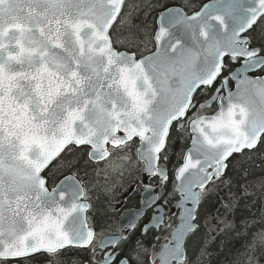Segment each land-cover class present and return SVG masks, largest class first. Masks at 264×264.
Instances as JSON below:
<instances>
[{
  "label": "snow or ice",
  "instance_id": "1",
  "mask_svg": "<svg viewBox=\"0 0 264 264\" xmlns=\"http://www.w3.org/2000/svg\"><path fill=\"white\" fill-rule=\"evenodd\" d=\"M228 232L264 264V0H0V264H202Z\"/></svg>",
  "mask_w": 264,
  "mask_h": 264
},
{
  "label": "trees",
  "instance_id": "2",
  "mask_svg": "<svg viewBox=\"0 0 264 264\" xmlns=\"http://www.w3.org/2000/svg\"><path fill=\"white\" fill-rule=\"evenodd\" d=\"M179 146H177L178 148ZM176 159V157H173ZM216 199V197H213ZM256 210L253 209V212ZM249 220H255L256 226L252 229L253 233L261 230V218L257 213L255 216H249ZM251 234L248 240H239L235 236V233L228 232L227 234H219L216 236L215 242L209 248L210 256L202 258V264H231V261L235 259L237 252H243V245L251 241ZM221 245L223 248L221 249ZM77 255V254H76Z\"/></svg>",
  "mask_w": 264,
  "mask_h": 264
},
{
  "label": "flooded vegetation",
  "instance_id": "3",
  "mask_svg": "<svg viewBox=\"0 0 264 264\" xmlns=\"http://www.w3.org/2000/svg\"><path fill=\"white\" fill-rule=\"evenodd\" d=\"M175 161V159H173ZM128 186L127 180H125L122 187H120L119 191L123 190V187ZM119 191L117 192V195H119ZM125 203L117 205L119 210V215L112 218L110 221L111 223V230L119 231V220L124 215V213L128 209H135L138 207L139 204V194H138V186H133V188L126 193L123 197H121ZM175 203V201H173ZM161 243H164L163 240H161ZM69 257L75 256L76 253H68L66 254ZM28 264H47V258L42 256H36L32 261H29Z\"/></svg>",
  "mask_w": 264,
  "mask_h": 264
},
{
  "label": "water",
  "instance_id": "4",
  "mask_svg": "<svg viewBox=\"0 0 264 264\" xmlns=\"http://www.w3.org/2000/svg\"><path fill=\"white\" fill-rule=\"evenodd\" d=\"M126 214V213H125ZM125 216V215H124ZM121 220L119 221V227H120Z\"/></svg>",
  "mask_w": 264,
  "mask_h": 264
}]
</instances>
